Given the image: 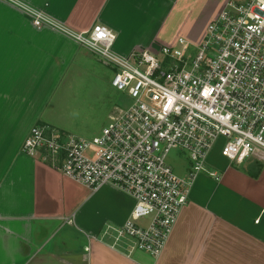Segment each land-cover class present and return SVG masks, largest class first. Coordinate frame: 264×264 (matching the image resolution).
Here are the masks:
<instances>
[{"label":"crops","instance_id":"1","mask_svg":"<svg viewBox=\"0 0 264 264\" xmlns=\"http://www.w3.org/2000/svg\"><path fill=\"white\" fill-rule=\"evenodd\" d=\"M20 1L73 31L107 25L122 55L173 45L180 37L198 43L227 2ZM203 15L210 21L197 27ZM96 59L102 62L74 38L37 28L29 14L0 0V264H264L263 158L240 165L222 160L200 172L162 253L153 257L120 250L103 236L128 219L129 194L109 184L92 190L23 151L33 126L65 130L49 105L75 74L93 77ZM213 170L219 179L209 174Z\"/></svg>","mask_w":264,"mask_h":264},{"label":"built area","instance_id":"2","mask_svg":"<svg viewBox=\"0 0 264 264\" xmlns=\"http://www.w3.org/2000/svg\"><path fill=\"white\" fill-rule=\"evenodd\" d=\"M7 1L37 28L60 30L97 55L114 70L112 86L132 99L93 138L39 124L23 144L92 190L109 184L135 199L124 225L103 234L112 246L160 256L221 138V154L237 165L264 159V0H228L198 43L180 37L128 55L114 50L116 35L105 24L77 32L23 1ZM172 150L189 159L186 176L168 162Z\"/></svg>","mask_w":264,"mask_h":264},{"label":"rangeland","instance_id":"3","mask_svg":"<svg viewBox=\"0 0 264 264\" xmlns=\"http://www.w3.org/2000/svg\"><path fill=\"white\" fill-rule=\"evenodd\" d=\"M34 8L40 10L36 7ZM213 8H216L217 11L220 10L218 6ZM199 18L197 27L200 28H204V25L210 21L208 16L203 15L199 16ZM200 31L204 32V29ZM96 62L98 65L94 69L93 77H90L91 74L84 76L75 74L73 79L59 88L60 92L55 94L54 101L49 105V109L56 108L55 112L59 115L58 120L55 119V124L59 123L65 129L64 131L84 138H93L99 135L102 129L110 122V117L117 109H127L132 104L131 98L112 86L114 70L98 60ZM55 100H57V104H54ZM223 143L224 139L221 138L209 156L208 164L214 168H217L218 163L222 160L228 161L232 165L235 164L221 154ZM168 162L176 173L186 176L190 164L184 152L172 150L168 156ZM209 165H206V169H208ZM131 198L133 208L136 201L133 197ZM141 222L146 223L147 220ZM134 251L137 253L144 252L138 249Z\"/></svg>","mask_w":264,"mask_h":264}]
</instances>
